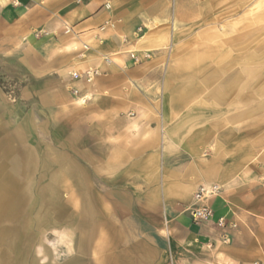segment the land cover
<instances>
[{
  "label": "crops",
  "instance_id": "obj_1",
  "mask_svg": "<svg viewBox=\"0 0 264 264\" xmlns=\"http://www.w3.org/2000/svg\"><path fill=\"white\" fill-rule=\"evenodd\" d=\"M195 3L0 0V76L16 88L13 101L0 86V127L13 118L29 128L58 117L74 126L76 149L87 151L83 141L90 139L91 170L110 189L112 208L126 212L106 218L128 222L118 235L125 243L113 248L120 264H264V127L241 121L264 113V83L241 93L257 81L264 52L246 53L237 73L219 82L230 70L231 55L222 52L201 84L219 82L212 104L232 94L240 103L261 98L257 105L226 119L173 117L170 77L186 60L171 50L194 19ZM88 69L96 72L89 82L71 77ZM84 126L89 138L79 134ZM212 185L220 188L207 202L212 217L194 225L184 209L199 187ZM86 214L94 216L93 209ZM106 226L114 236V225Z\"/></svg>",
  "mask_w": 264,
  "mask_h": 264
},
{
  "label": "rangeland",
  "instance_id": "obj_2",
  "mask_svg": "<svg viewBox=\"0 0 264 264\" xmlns=\"http://www.w3.org/2000/svg\"><path fill=\"white\" fill-rule=\"evenodd\" d=\"M195 10L194 19L180 28L178 42L171 50L173 58L186 60L183 68L170 77L169 91L175 97L171 115L226 119L254 107L261 98L240 103L230 94L212 104L210 95L217 83L237 73L246 53L264 52V0H196ZM224 51L231 55L225 60L230 70L213 86L201 85L216 69ZM195 57L199 60L187 66V60ZM257 76L251 89H243L242 96L264 83V68ZM0 86L14 101L16 88L11 77L0 76ZM178 94L184 96L178 99ZM51 120L47 123L38 118L28 128L22 118H13L0 127V143L7 141L6 150L0 148V168L4 171L0 180L14 186L12 197L19 201L3 210L0 264H120L114 259L117 253L113 248L125 243L118 235L125 224L129 227L128 222L117 220V216L112 222L106 218L113 213L123 218L126 212L118 206L112 208L110 189L91 170L90 139L83 141L87 151L78 150L74 126L60 124L58 117ZM241 121L262 128L264 113ZM83 128L79 134L83 132L82 136L89 138L90 126ZM78 144L80 147L81 142ZM81 150L87 156L81 155ZM112 192L117 201L118 190ZM88 207L94 216L86 214ZM13 209V217L5 216ZM108 224L114 225L115 237H108ZM80 237L82 244L78 242Z\"/></svg>",
  "mask_w": 264,
  "mask_h": 264
},
{
  "label": "built area",
  "instance_id": "obj_3",
  "mask_svg": "<svg viewBox=\"0 0 264 264\" xmlns=\"http://www.w3.org/2000/svg\"><path fill=\"white\" fill-rule=\"evenodd\" d=\"M96 75L94 70L88 69L84 74L72 73L73 79L84 78L86 81H90L93 76ZM220 192V188L216 185L201 186L192 195V202L187 206L184 211L187 212L194 224H201L208 221L212 217V210L208 206L207 202L211 198L216 197ZM225 221L223 218L218 220L219 226H224Z\"/></svg>",
  "mask_w": 264,
  "mask_h": 264
},
{
  "label": "bare ground",
  "instance_id": "obj_4",
  "mask_svg": "<svg viewBox=\"0 0 264 264\" xmlns=\"http://www.w3.org/2000/svg\"><path fill=\"white\" fill-rule=\"evenodd\" d=\"M260 71V70H259ZM252 75V74H251ZM247 77V76H246ZM250 78V77H249ZM248 83V82H247ZM248 85V84H247ZM248 87V86H247ZM258 95V94H257ZM172 96V95H171ZM236 96V95H235ZM235 96H234V98H235ZM261 97V96H260ZM174 98V97H173ZM13 189V188H12ZM11 188H10V185H8V184H6V183H4L3 182V186L2 187H0V212L1 211H3V210H6L8 207H9V205H10V203L9 202H11V200H10V198L12 197V191L14 192V190H12ZM17 191H19L18 189H17ZM17 194V193H16Z\"/></svg>",
  "mask_w": 264,
  "mask_h": 264
}]
</instances>
